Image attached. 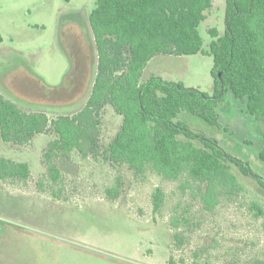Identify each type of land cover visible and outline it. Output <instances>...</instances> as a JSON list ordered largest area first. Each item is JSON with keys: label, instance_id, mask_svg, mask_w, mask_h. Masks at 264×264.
I'll list each match as a JSON object with an SVG mask.
<instances>
[{"label": "rangeland", "instance_id": "obj_1", "mask_svg": "<svg viewBox=\"0 0 264 264\" xmlns=\"http://www.w3.org/2000/svg\"><path fill=\"white\" fill-rule=\"evenodd\" d=\"M96 1L0 0V91L24 110L46 111L51 118L79 111L96 71L88 21ZM212 1L199 26L206 51L212 40L209 29L222 35L226 26V0ZM167 59L152 62L143 79L162 73L165 79L213 93L211 54ZM244 108L245 103L229 92L218 107L220 127L187 111L179 119L217 139L264 179L259 157L264 122ZM121 124L122 116L106 105L99 134L102 146L114 139ZM56 137L49 131L22 147L5 143L0 133V155L27 161L32 170L28 182L0 180V264H168L172 236L166 222L175 208L189 218L183 246L172 251L175 264H264V216L251 207L252 201H259L264 208V188L257 179L240 176L244 195L223 201L213 211L181 193L178 182H163L168 193L163 220L154 217L151 206L157 177L132 182L131 173L120 168L126 177L121 201L95 198L115 171L75 153L74 160L57 161L65 181L59 200L51 195L44 161ZM41 181L45 191L38 192Z\"/></svg>", "mask_w": 264, "mask_h": 264}, {"label": "trees", "instance_id": "obj_2", "mask_svg": "<svg viewBox=\"0 0 264 264\" xmlns=\"http://www.w3.org/2000/svg\"><path fill=\"white\" fill-rule=\"evenodd\" d=\"M212 6V0H97L88 17L96 71L84 105L72 114L51 118L46 111L24 110L0 91L2 140L27 147L39 134L57 135L44 161L51 195L59 200L65 181L57 161L74 160L75 153L83 160L96 158L115 171L111 183L95 198L121 201L126 177L120 168L131 173L132 182L157 177L151 206L159 218L166 217V181L178 182L181 193L197 198L207 211L244 195L240 176L255 178L264 188V179L247 162L179 119L187 111L220 127L218 107L231 92L245 103L247 113L264 122V0H226L225 32L221 35L210 28L212 40L206 51L199 26ZM199 53L213 56L212 94L159 75L143 79L149 61L157 55ZM108 104L122 116V124L114 139L102 146L100 124ZM259 157L264 161V141ZM31 175L27 161L0 155L1 181L28 182ZM38 185V192L45 191L42 181ZM251 207L264 216L259 201H252ZM187 222L189 218L176 208L167 219L172 236L168 264H175L172 251L185 242Z\"/></svg>", "mask_w": 264, "mask_h": 264}, {"label": "crops", "instance_id": "obj_3", "mask_svg": "<svg viewBox=\"0 0 264 264\" xmlns=\"http://www.w3.org/2000/svg\"><path fill=\"white\" fill-rule=\"evenodd\" d=\"M173 56H177V55H170V54H160V55H157V56H155L154 58H152L150 61H149V63H148V65H147V67L150 65V64H152V62H154V61H158V62H160V61H162V60H165V61H167V60H169V59H167V58H172ZM146 67V68H147ZM152 75H159V76H162V73L161 74H159V73H157L156 74V72L155 73H152ZM39 135H43V134H39ZM36 137V136H35ZM35 139V138H34ZM33 139V141H32V144L31 145H33V144H35V140Z\"/></svg>", "mask_w": 264, "mask_h": 264}]
</instances>
